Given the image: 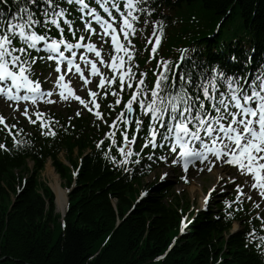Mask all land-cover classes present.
Wrapping results in <instances>:
<instances>
[{
  "label": "trees",
  "instance_id": "1",
  "mask_svg": "<svg viewBox=\"0 0 264 264\" xmlns=\"http://www.w3.org/2000/svg\"><path fill=\"white\" fill-rule=\"evenodd\" d=\"M149 5L152 21L160 20L158 28L166 26L151 68L158 56L173 57L175 48L187 47L180 70H193L194 65L206 74L214 66L230 73L264 69V0H150ZM18 6L24 3L0 2V8ZM141 48L137 60L144 68L147 53L142 57ZM101 129L84 118L69 126L64 121L55 139L36 136L28 145L12 150L7 143L10 150L0 151V264H264L259 240L245 237L253 225L246 209L231 211L226 218L200 213L171 247L188 206L183 210L182 200L167 184L132 205L145 163L133 156L122 169L104 160L94 143ZM87 148L91 152L82 159L61 223L39 174L50 159L70 189L71 171L58 154L64 151L75 169ZM235 220L244 230L232 234ZM251 222L258 225L255 219Z\"/></svg>",
  "mask_w": 264,
  "mask_h": 264
},
{
  "label": "snow or ice",
  "instance_id": "2",
  "mask_svg": "<svg viewBox=\"0 0 264 264\" xmlns=\"http://www.w3.org/2000/svg\"><path fill=\"white\" fill-rule=\"evenodd\" d=\"M0 2H6V0H0ZM15 2L17 5L23 2L24 6H18L11 19L0 18V82L11 81V86L8 88L9 93L11 87L17 90L24 88L28 92L38 93L40 92L39 81L30 78L38 58L32 55L31 50L37 49L42 43L43 48L49 53H58L60 57H63L64 52L61 51V45H64L66 49L80 47L78 43H68L64 36V29L60 26L61 20L69 27L72 22L64 19L68 9L62 4H79L80 11L87 8L88 5L84 0H15ZM147 2L148 0H126L124 7L129 11L123 19L125 28L132 27L127 19V16L132 15V10ZM112 7L118 8L115 3ZM107 10L105 8V11ZM132 18L135 19V17ZM95 19L99 21L101 17L96 16ZM50 26L59 30L58 38H49L47 31L43 33L39 31V29H50ZM123 30L121 29V31ZM83 38L81 37V39ZM17 39L19 46L14 42ZM157 42H159L158 39ZM112 43L116 45L117 51L123 49V46L117 43L115 35L112 36ZM87 47L89 51L94 50L91 44ZM96 55L100 56L101 53L96 52ZM52 58L51 55L46 57V59ZM111 59L113 63L110 67L113 71H116L124 63L123 58H119V65L116 63L117 57L113 56ZM68 64L71 66L72 61L69 60ZM198 68V65H194L193 70H186L179 75L174 73L171 76V82H169L168 75L161 74L150 90L147 100L142 98L140 93L133 91L124 105L126 111L121 112L109 126L114 131L107 133V136L113 138L112 143L116 144L114 137L116 131H119L126 146L121 147L119 151L125 158L131 157L134 155L132 145L135 144L137 136L144 129L145 122L141 117H149L150 122L147 125V136L144 137L146 140L144 148L149 145L153 148L163 147L164 144H158V137L160 141L173 145L172 153H175L178 147L179 157L184 160L185 171L188 170V165L193 160L203 163L207 159V153H212L216 160H223L230 166H238L241 174H249L254 180L252 187L260 189L259 194L264 197V74H257L250 82L245 79L244 85H247L245 87L239 79L234 76H226L223 71H216L215 75L209 76L205 72H198L196 70ZM76 70L80 71L79 66ZM91 70L93 76L99 75L95 63L91 65ZM131 79V70L129 69L128 80ZM177 80L180 82L178 87ZM63 81L64 76H60L56 82L57 86L67 87L61 83ZM221 81L227 84V92L221 91L223 87ZM113 82L114 78H108L106 81L105 77L100 76L98 87L103 89L106 83ZM139 83L143 85L144 81L141 80ZM119 87L121 90L125 87V73L123 72L119 76ZM127 87L132 88L133 85L128 83ZM68 91L69 95L88 108L89 112L93 111L84 99L74 95L70 88ZM4 93L5 88L0 87V94ZM112 94L117 96L115 103L121 104L119 94L116 92ZM60 95L67 99L63 91L60 92ZM89 95L95 97L97 93L89 92ZM8 98L21 99L20 96L13 95H9ZM22 98L28 100L29 96L24 95ZM35 99L32 97L33 103H35ZM92 103L97 109L100 107L94 100ZM134 104L139 105L140 114L133 119L130 114L134 112ZM25 114H27L26 111ZM80 114L79 111L76 113V115ZM94 114L97 119H104L100 111H96ZM36 116L37 119H42L43 114L37 113ZM117 121L122 122L125 126L134 123L135 132L131 138L126 127H119ZM0 122H3V117H0ZM105 123H107L106 120ZM40 126L47 127L43 121ZM45 134L54 136L55 132L49 131ZM103 143L104 141H101L97 147ZM216 145L220 146L216 147ZM3 148L5 145L0 144V149ZM135 154L138 155V153ZM162 159H166V157H162ZM175 162L173 161V163ZM166 175L167 173H165ZM223 178L222 175L219 179L223 180ZM215 190V188L211 189L209 196L205 197V205ZM237 191H240L239 185H237ZM241 195H243L242 192Z\"/></svg>",
  "mask_w": 264,
  "mask_h": 264
},
{
  "label": "rangeland",
  "instance_id": "3",
  "mask_svg": "<svg viewBox=\"0 0 264 264\" xmlns=\"http://www.w3.org/2000/svg\"><path fill=\"white\" fill-rule=\"evenodd\" d=\"M89 92H96V85L95 82H91L90 85L87 88H82L78 91V96L81 99H84L86 103H89L91 98L93 96L89 95ZM56 103L58 104V108L60 109H66L67 107L71 108L74 110V112H83L85 109L84 105L80 104V102H75V101H65V100H57ZM25 111L27 114H25ZM0 112L4 115V117L9 118V117H16L19 120L23 121V118L30 113L29 109H23V108H18V109H13L8 106L0 105ZM59 159L63 162L66 163L65 160V154L62 153L59 156ZM48 163V162H47ZM43 169V171L40 172L39 174V182L41 185H46L47 187L50 188V184L53 182V175L49 171V169H46V165ZM49 164V163H48ZM167 170V175H166V181H169L170 183L174 184V191L176 194H180L184 190V195L188 196V199L190 201V204L192 205L191 211L195 209H199L201 207V199L204 196V193L211 187L215 186L216 180H218L221 172L220 171H214L213 173H208L203 171H200L195 174V176H192V178L189 181L188 185H183V182L178 181L176 179V172L172 171L171 169H165ZM164 170V171H165ZM54 171V170H53ZM162 170L156 171L150 176H148L144 181L142 182V185L146 188L148 185L153 183L155 180H157L162 172ZM55 173V172H54ZM229 174L226 173L223 175V177H227ZM57 176V175H56ZM61 186L63 187V182L59 179ZM222 188L221 186H218L216 189ZM51 189V188H50ZM55 198V196H54ZM256 200V205L258 207L262 206L261 200L259 197H255ZM55 211H56V203L54 205ZM57 212V211H56ZM57 214V213H56Z\"/></svg>",
  "mask_w": 264,
  "mask_h": 264
},
{
  "label": "bare ground",
  "instance_id": "4",
  "mask_svg": "<svg viewBox=\"0 0 264 264\" xmlns=\"http://www.w3.org/2000/svg\"><path fill=\"white\" fill-rule=\"evenodd\" d=\"M112 1H114V0H112ZM46 169H49V171L53 175V181H52L53 183L50 184V188H51V190L55 196L56 211L60 215H63L65 213L66 208H67V202H68L66 192L62 189L59 178L54 173L50 163L49 164L47 163Z\"/></svg>",
  "mask_w": 264,
  "mask_h": 264
}]
</instances>
